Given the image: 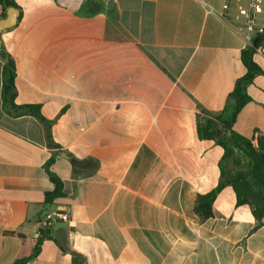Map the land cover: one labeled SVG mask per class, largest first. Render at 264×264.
<instances>
[{
    "label": "crops",
    "instance_id": "crops-1",
    "mask_svg": "<svg viewBox=\"0 0 264 264\" xmlns=\"http://www.w3.org/2000/svg\"><path fill=\"white\" fill-rule=\"evenodd\" d=\"M225 2L16 0L21 16L0 35L16 64V103L41 107L58 148L35 117L5 110L0 55V264L32 257L56 206L72 222L47 229L52 240L19 264H72L58 228L88 264H264V217L259 225L232 187L212 218L194 210L218 186L224 155L198 123L229 116L247 72L244 40L219 17ZM6 12L0 4V20ZM254 61L263 73L233 130L257 146L264 45ZM51 158L65 193L54 205Z\"/></svg>",
    "mask_w": 264,
    "mask_h": 264
},
{
    "label": "trees",
    "instance_id": "trees-1",
    "mask_svg": "<svg viewBox=\"0 0 264 264\" xmlns=\"http://www.w3.org/2000/svg\"><path fill=\"white\" fill-rule=\"evenodd\" d=\"M5 12L13 7L17 9L21 16V11L16 4V0H0ZM3 15V17H5ZM263 38L256 39L253 47H248L243 51L242 59L247 69L246 74L241 77L235 85L231 100L233 107L229 116L225 119L204 120L198 123V134L201 139L214 140L224 149V155L219 163L221 170V180L218 186L211 192L199 195L195 202V213L202 221L213 217V205L219 193L227 186L233 188L237 196L239 206L248 205L253 211L259 225L264 217V139H259L255 146L251 139L245 138L233 130V123L237 114L249 102L248 88L254 79L263 72L254 61L256 49L262 45ZM0 55L5 59L3 68L2 101L5 110L14 117L33 116L39 120L46 132L48 145L51 148H58L52 136V126L54 121L46 119L41 113L39 105H18L16 103V64L13 57L0 44ZM55 159L51 158L47 164V173L53 185V191L46 193L45 201L48 205L59 204L65 199L64 186L62 180L53 171L52 166ZM45 235L35 246L32 257H36L41 249L44 240L51 239V232L45 230ZM55 242L58 243L57 240ZM72 255V264H88L85 255L72 248L68 249ZM26 259V260H28ZM21 260L15 264L26 262Z\"/></svg>",
    "mask_w": 264,
    "mask_h": 264
},
{
    "label": "built area",
    "instance_id": "built-area-1",
    "mask_svg": "<svg viewBox=\"0 0 264 264\" xmlns=\"http://www.w3.org/2000/svg\"><path fill=\"white\" fill-rule=\"evenodd\" d=\"M219 17L227 27L241 37L246 47H253L256 39L264 37V0H226ZM264 45L256 49L261 51ZM71 223V213L68 207L52 208L41 222L44 230L52 229L58 223Z\"/></svg>",
    "mask_w": 264,
    "mask_h": 264
},
{
    "label": "water",
    "instance_id": "water-1",
    "mask_svg": "<svg viewBox=\"0 0 264 264\" xmlns=\"http://www.w3.org/2000/svg\"><path fill=\"white\" fill-rule=\"evenodd\" d=\"M19 18V11L13 7L7 9L6 16L0 20V35L3 31L16 26ZM54 238L58 240L65 249H69L67 241V231L58 228L54 231Z\"/></svg>",
    "mask_w": 264,
    "mask_h": 264
}]
</instances>
